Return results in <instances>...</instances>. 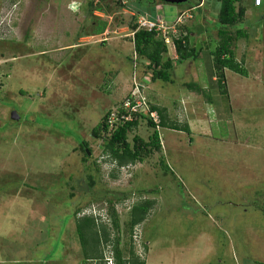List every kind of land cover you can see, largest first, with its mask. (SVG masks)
Instances as JSON below:
<instances>
[{
	"label": "rangeland",
	"instance_id": "374dc122",
	"mask_svg": "<svg viewBox=\"0 0 264 264\" xmlns=\"http://www.w3.org/2000/svg\"><path fill=\"white\" fill-rule=\"evenodd\" d=\"M72 1L0 0V264H114L118 237L146 264H264V3H237L245 15L229 30L244 32L232 47L248 75L225 69L222 87L212 52L220 0L154 4L168 23L192 15L181 33L197 58L165 41L173 82L152 79L134 50L137 16L121 1ZM137 86L190 132L157 127L161 149L118 166L92 129ZM155 130L144 116L128 141ZM146 199L152 208L131 235V208ZM85 215L109 233L105 261L84 259L76 220Z\"/></svg>",
	"mask_w": 264,
	"mask_h": 264
},
{
	"label": "trees",
	"instance_id": "16d2710c",
	"mask_svg": "<svg viewBox=\"0 0 264 264\" xmlns=\"http://www.w3.org/2000/svg\"><path fill=\"white\" fill-rule=\"evenodd\" d=\"M133 1V2H132ZM156 1L161 0H130L127 5L132 10H135L138 14H150L155 15L154 4ZM192 0H187L185 3L189 5L193 10L200 6L199 3L192 5ZM243 0H220L219 8V36L220 42L213 54L216 56V67L218 70L214 74L215 80H217L222 87H226L225 84V69H231L243 76L248 75L246 67L241 61H238L235 57V51L232 47L234 40L244 34L242 29H238L236 34H233L229 27L235 26L245 15V8L243 6L238 7L237 3H241ZM93 4L94 0H90ZM162 2V1H161ZM135 3V5H134ZM253 4V2H252ZM123 6V4H122ZM254 6V5H253ZM258 7V6H254ZM259 6L258 8H260ZM186 24V23H185ZM185 24L179 25L180 31L185 28ZM107 22H102L96 29L97 33H101L105 30ZM137 20L133 24L134 29L132 41L134 44L135 52L140 56L149 61L148 67L152 71V79L163 80L165 82H173L171 75V68L173 67L172 59H164V53L167 52V45L162 36L161 31L147 30L144 28H138ZM183 34V33H182ZM189 34L184 33L182 38L175 39V48L178 56L185 60L188 58H197L199 55V49L190 45ZM191 89H200L197 83H189ZM224 91L227 93L226 88ZM125 99L116 107L110 109L103 119L92 129L94 137L102 138L104 140V151L108 156L116 161L118 166H125L129 163L136 161H144L146 157L153 151H159L161 149L160 134L157 129L161 130L162 127H170L177 130H183L190 132L188 125L181 126L175 122L169 123L166 120V109L156 105H151L149 111H156L157 121L150 115V112L143 114L141 111L132 112L133 118L121 119V116L128 114L131 110L124 106ZM112 115H116L120 118L113 127L109 124V118ZM147 117L148 124L154 127L156 130L150 136L149 141H146L139 135L133 137V145L128 141V134L130 131L135 129L139 125V120L143 117ZM85 141V142H84ZM82 144L80 143L81 149L85 153V159L89 157V153L92 151L89 147L88 141L85 139ZM164 169L167 171L170 167L163 163ZM153 205V200L146 199L134 203L130 211V231L131 235L135 227L142 223L147 217ZM112 220L114 227L119 231V219L116 211L112 213ZM77 234L80 242L83 246V255L85 260H99L105 261L103 242L107 243L110 241V236L106 228L103 226V235L100 234L97 229V218L92 215H85L78 217L76 220ZM92 233L94 247L93 250H89L86 246L88 241L87 236ZM119 237L116 239L115 244L112 246V256L114 264H146L145 259H142L137 255L133 248L128 249V252L124 254V250L119 247ZM100 264V263H99ZM106 264V262H104Z\"/></svg>",
	"mask_w": 264,
	"mask_h": 264
},
{
	"label": "built area",
	"instance_id": "2783aa9c",
	"mask_svg": "<svg viewBox=\"0 0 264 264\" xmlns=\"http://www.w3.org/2000/svg\"><path fill=\"white\" fill-rule=\"evenodd\" d=\"M83 0H73L72 3H82ZM123 4L124 9H128L130 13H133L134 16H137V23L138 28H144L147 30H156L161 31L162 34H164V40L167 42V44L172 43L174 44L176 38H182V33L180 29L178 28L179 25L185 24V20H188L192 17L191 14H186L185 12H182L181 14L177 15L173 22L168 23L165 20V17L161 15L160 13L156 12L154 16H151L150 14H138L135 10H132L127 5L129 4L130 0H119ZM254 6H262L264 3V0H252ZM70 4V5H71ZM201 6V4H200ZM179 32V33H178ZM172 41V42H171ZM175 45V44H174ZM139 86V85H138ZM137 86V92H132L131 95L125 98L124 106L126 108H129L131 111L128 114H124L121 116V119H132V112L141 111L146 108V112L149 111L148 107V100L141 94L142 90L139 89L140 87ZM150 115L154 118V120L157 121V113L156 111H151ZM118 120H120L119 117L116 115H112L109 118V124L111 127H113V124L116 123Z\"/></svg>",
	"mask_w": 264,
	"mask_h": 264
},
{
	"label": "water",
	"instance_id": "95a60500",
	"mask_svg": "<svg viewBox=\"0 0 264 264\" xmlns=\"http://www.w3.org/2000/svg\"><path fill=\"white\" fill-rule=\"evenodd\" d=\"M162 1H166V2H168V3H173V4H179V3H183V2H185V1H187V0H162ZM77 3H72L70 6L73 8V7H75V5H76ZM19 114L16 112V113H14V115H13V117L15 118V119H17V118H19Z\"/></svg>",
	"mask_w": 264,
	"mask_h": 264
},
{
	"label": "crops",
	"instance_id": "0c3cea01",
	"mask_svg": "<svg viewBox=\"0 0 264 264\" xmlns=\"http://www.w3.org/2000/svg\"><path fill=\"white\" fill-rule=\"evenodd\" d=\"M54 139H57L56 135H55V138ZM59 139V138H58Z\"/></svg>",
	"mask_w": 264,
	"mask_h": 264
}]
</instances>
